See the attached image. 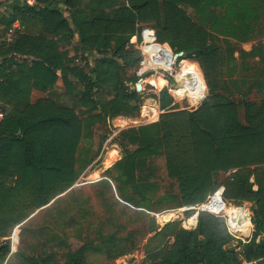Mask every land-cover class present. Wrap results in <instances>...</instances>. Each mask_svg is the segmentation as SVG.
Masks as SVG:
<instances>
[{
    "label": "trees",
    "instance_id": "1",
    "mask_svg": "<svg viewBox=\"0 0 264 264\" xmlns=\"http://www.w3.org/2000/svg\"><path fill=\"white\" fill-rule=\"evenodd\" d=\"M8 6L13 19L38 20L55 39L19 32L12 41L0 42V105L5 110L0 121V264L10 252L11 229L70 188L87 166L89 161H82L78 149L91 128L114 116L122 126L126 115L138 116L151 107L152 97L143 102L135 87L141 79L135 69L142 56L132 39L136 35L138 42L144 40L143 25L154 30L156 42L182 52L180 58H199L209 95L194 110L178 109L163 79L156 78L159 93L153 99L162 111L158 120L122 129L115 138L123 155L106 174L117 184L118 195L150 208L156 174L148 162L163 156L167 177L177 181L176 206L203 202L223 185L225 201L251 202L254 207V231L246 240L234 235L250 233L246 219L225 221L207 211H187L186 218H177L187 228L174 225L172 242L166 240L147 252L143 264L263 263L264 238L258 240L257 235L264 231V97L244 101L240 112L238 102L217 92L208 65L223 59L213 38L245 41L255 36L264 0H35L33 4L11 0ZM219 6L222 13L215 9ZM0 21L9 23L5 16ZM168 45L163 46L170 49ZM262 46L248 52L239 49L241 55L258 56L262 63L251 66L254 78H264ZM236 49L231 41L227 56L233 65ZM186 64L194 76L186 99L197 106L206 94L205 79L197 62ZM58 81L61 93L30 101L32 88L50 89ZM102 94L109 97L103 100ZM228 171L216 181L217 173ZM214 196L221 198L219 193ZM171 225L151 231L157 236ZM127 244L115 256L134 249V242ZM86 250L81 245L66 260L52 251L26 260L84 264Z\"/></svg>",
    "mask_w": 264,
    "mask_h": 264
},
{
    "label": "rangeland",
    "instance_id": "2",
    "mask_svg": "<svg viewBox=\"0 0 264 264\" xmlns=\"http://www.w3.org/2000/svg\"><path fill=\"white\" fill-rule=\"evenodd\" d=\"M23 1L28 3L31 0ZM10 2L11 0H0V20L3 16L9 19L7 24L0 21V42L3 41L8 28L13 27L14 22L17 21L19 24L23 22L20 16L13 19L9 14L8 3ZM215 9L218 13H222L223 7L219 6ZM185 10L192 17L196 16L192 8L186 6ZM23 20L25 19L23 18ZM253 29L256 34L258 31L260 33L255 34L256 36H253L250 42L236 46L237 49L234 53L235 65L227 56L229 52L228 46L231 45V41L222 37L213 38L214 43L219 46L223 59L222 64L208 65V72L211 80L217 86V92L228 99L238 102L240 104V112L243 111L242 103L244 101L258 102L264 97V79L259 76L254 78V71L251 69L253 63L256 64V67H259L262 63H258L256 58L241 55L239 51L241 48L250 50L262 45L264 47V18H261ZM20 30L21 25L15 27L12 35L15 37ZM145 30L149 33H154V30L149 26H146ZM136 40L135 36L132 39L134 43H143V41L138 42ZM134 47L138 49L136 45ZM165 48L168 49L167 47ZM198 59L186 57L183 59V63L187 66L188 60L194 61L200 67ZM76 62L79 61L76 60ZM180 67L181 62L178 60L173 72L163 76L155 75L150 70L147 71L146 67L139 69L138 64L135 72L141 79L135 84V87L142 94L143 102L147 97H152L148 101L151 107L138 116L126 115L122 126L117 125L118 119L114 116L108 118L104 125L98 124L91 128L90 133L81 141L78 149V154L82 161H89L87 166L70 188L59 194L46 206L36 209L23 222L11 229L7 238L10 240L12 235V248L14 251H10L4 264H28L29 262L26 260L28 256H37L43 251H52L60 260H66L69 254L81 245L87 247L84 264H143L146 262L145 255L147 252L165 244L166 240L167 242H172L171 228L174 225L186 228L183 221L177 218L181 214L185 216L187 211L198 213L199 209H184V207L193 204L176 206L177 202H179L177 181L167 177L163 156L155 157L148 162L156 174V177L152 178L155 192L150 195V208L138 207L131 202L123 200L116 190L117 184L115 185V182L106 174V169L123 155L120 146L115 142L118 133L122 129L158 120L162 111L159 109L156 99H153L159 93L157 77L163 79L164 85L173 96L174 103L179 107L178 109L194 110L208 97L209 87L200 67L205 79L206 89L208 90L207 94L197 106L191 105L185 97L183 98L185 91L188 89L192 90V88L188 84V82H191V78H185V75L179 77V83L176 81L175 74ZM181 69L185 72L183 68ZM143 70L146 71L140 75ZM258 81L261 82V85H259ZM57 91L61 93L62 88ZM108 97L105 94L100 95L103 100ZM59 99L66 102V99L62 98V96H59ZM0 108L3 110L1 105ZM78 111L81 114L83 110L78 109ZM227 175V172H219L215 175V179L219 181ZM103 179H106L108 183ZM205 200L200 203H204ZM200 203H194V205ZM227 203L232 204L230 202ZM236 206L248 211L252 226L247 236L233 234L242 240L249 239L254 231V223L251 219L253 204L244 202ZM219 216L225 218L222 214ZM175 220L180 221L176 224ZM168 223L172 224L168 229H164L157 236L153 235L155 231H151V228L159 230ZM261 238H264V231L257 235L258 240ZM129 242L135 243L134 249L125 254L115 256L119 250L128 246L129 244L127 243ZM252 264H264V262H252Z\"/></svg>",
    "mask_w": 264,
    "mask_h": 264
},
{
    "label": "built area",
    "instance_id": "3",
    "mask_svg": "<svg viewBox=\"0 0 264 264\" xmlns=\"http://www.w3.org/2000/svg\"><path fill=\"white\" fill-rule=\"evenodd\" d=\"M34 2H35V0H31L28 3L33 4ZM18 26H20V24L16 21L13 23V27L8 28V30L5 34V37H4V39L7 42L12 41V39L14 37V35H12L14 32L13 30L15 27H18ZM146 36H147V34H146ZM147 37L150 40L149 39L146 41L143 40V43L135 44L136 47L140 50V54L142 56V59L139 62V69L146 67L147 71L150 70V71L154 72L155 75L159 74V75H163V76L167 75L169 73H172L174 70L176 61L177 62H178V60H180V62L183 61V58H180L182 55V52L175 53V52H173V50L171 48L166 49L163 46L166 43H159V42H156L155 40H151V39H154L151 34L148 35ZM146 70H143L140 75H142ZM178 72L179 71L176 72L175 78H176V81L179 83L180 80L178 77ZM4 115H5L4 111L0 108V121L3 119ZM229 173H230V171L227 172V174H229ZM223 190H224V186L220 185L216 190H214L212 193H210L207 196L204 203L189 205L188 207H184V209L189 210V209H195L196 208V209H199V211H207V212H210V213L215 214V215H220V213L216 212V210H213L214 207L212 206L213 205L212 204V202H213L212 198L216 193H219L220 197L223 199V197H222ZM199 211H198V213H199Z\"/></svg>",
    "mask_w": 264,
    "mask_h": 264
},
{
    "label": "crops",
    "instance_id": "4",
    "mask_svg": "<svg viewBox=\"0 0 264 264\" xmlns=\"http://www.w3.org/2000/svg\"><path fill=\"white\" fill-rule=\"evenodd\" d=\"M261 18H264V12H263V14H262V16H261ZM21 30H20V33H27V34H32V35H43V36H47V37H49V38H52V39H55V36L54 35H49V34H46L44 31H43V26H42V22H40V21H38V20H26V21H23L21 24ZM145 27H146V25H143L142 26V29H141V33H142V36H143V39L146 41V40H148L149 38L146 36V34H153V33H149L148 31H146L145 30ZM260 33V32H259ZM249 34V33H248ZM261 35V34H260ZM136 36V35H135ZM135 36H133V39L135 38ZM256 36V35H255ZM262 38V37H261ZM136 39H137V36H136ZM229 39L233 42V46L235 45V46H240L241 44H245V43H247V42H250L252 39H253V37L251 36V37H249V39H246L245 41H238L237 39H235V38H233V37H229ZM258 39H260V38H258ZM5 40V39H4ZM150 40V39H149ZM151 40H155V39H151ZM256 40V39H255ZM137 41V40H136ZM7 42V41H6ZM135 44H136V42H135ZM166 44H168V43H166ZM241 49H243L244 51H246V52H248V51H250V50H252V49H250V50H246V49H244V48H241ZM236 52V50L233 52V56H234V53ZM253 58H256V59H258V56H255V57H253ZM19 59V58H18ZM3 60V57H1L0 56V62ZM76 61V60H75ZM194 77H192L191 78V80L190 81H192V79H193ZM261 79H264L263 77H261ZM255 82H257L256 80H255ZM258 83H259V85H261V82H259L258 81ZM251 84H253V83H251ZM59 87H61L62 88V91H63V86H62V83L60 82V81H58L55 85H54V87L53 88H50V89H46V90H41V89H38V88H32L31 89V92H30V101H34L35 99H37V98H39V97H43V96H48V95H50V94H52V93H54V92H59V91H57V90H61V88H59ZM34 96H36V97H34ZM62 98H64V99H66L64 96H62ZM66 102H68V100L66 99L65 100ZM4 112H5V110H4ZM157 121V120H156ZM110 180V179H109ZM111 181V180H110ZM255 187V186H254ZM183 217H185L184 215H183ZM198 218V217H197ZM196 226V225H195ZM194 226V227H195ZM194 227H192V228H194ZM187 228V227H186ZM17 243H18V240H17ZM10 251H14V249L12 248V235H11V237H10ZM10 253V252H9ZM8 256V255H7ZM7 258V257H6ZM6 260V259H5ZM5 260H4V262H5ZM244 264H252V262L251 263H244Z\"/></svg>",
    "mask_w": 264,
    "mask_h": 264
},
{
    "label": "bare ground",
    "instance_id": "5",
    "mask_svg": "<svg viewBox=\"0 0 264 264\" xmlns=\"http://www.w3.org/2000/svg\"><path fill=\"white\" fill-rule=\"evenodd\" d=\"M181 68H183L185 70V72H183V70ZM188 69L189 68H187L185 63H183V61H182L180 70L178 72V74H179L178 77H182L184 75H185V78L194 77L193 74ZM187 96H188V90L185 91V98H187ZM212 199H213V202H212L213 205L212 206L214 207L213 210H216V212L224 215L225 220L226 219L232 220L235 218H239V219H242V221L244 222V220L246 219L248 221V227L252 226V223L250 221V215L248 214V211L246 209L239 208L236 205L228 204L225 200H223L219 197H216V196H213Z\"/></svg>",
    "mask_w": 264,
    "mask_h": 264
},
{
    "label": "water",
    "instance_id": "6",
    "mask_svg": "<svg viewBox=\"0 0 264 264\" xmlns=\"http://www.w3.org/2000/svg\"><path fill=\"white\" fill-rule=\"evenodd\" d=\"M208 90H206V94H207Z\"/></svg>",
    "mask_w": 264,
    "mask_h": 264
}]
</instances>
